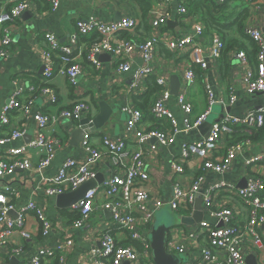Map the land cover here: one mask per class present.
<instances>
[{"label":"crops","instance_id":"0c3cea01","mask_svg":"<svg viewBox=\"0 0 264 264\" xmlns=\"http://www.w3.org/2000/svg\"><path fill=\"white\" fill-rule=\"evenodd\" d=\"M14 1L16 0H0V10L11 9L14 6ZM193 1H199L202 5L200 0ZM211 1L212 5L207 4L204 7L212 8L214 4L224 0ZM148 2L150 12L148 18L143 19L140 8L134 0H59V5L55 10H52L47 2L31 0L32 7L30 10L14 23L5 25L0 31V46L4 36L10 43L7 47L8 57L3 60L0 59V110L13 95L20 92L17 101L21 104L30 101L32 114L40 113L52 118L58 117L60 111L70 109L76 102L83 101L90 108L89 113L83 119L92 122L100 112V104L105 103L112 109V114L101 129L95 130L93 133L89 132L90 145L93 148H101V140L105 137L111 140H124L127 143L128 151L135 150L134 144L129 142L132 137L126 132L129 119L126 109L136 107L133 98L142 95L146 88L145 80L137 90H133L131 88L132 83L130 84L132 73L134 74L136 70L144 66L141 54L135 52L128 57L131 72L123 74L117 71L115 60L110 54L106 57L95 56L94 59L97 64H93L85 56L83 58V47L85 46L81 44L83 47L78 46L79 50H77V45H75L74 63L82 69L76 86H70L66 77L57 73L58 69L55 68L52 79L47 81L43 75L44 65L41 55L48 49L44 34L49 33L61 45L69 46L72 35L76 33L75 23L79 19L95 18L102 23L118 22L122 19L135 20L138 22L135 30L120 34L128 36L124 39L143 42L153 35L149 26L151 12H154L156 16L169 14V20L157 32L160 43L156 46L152 63L154 67L153 76L156 77V80L157 78H164L169 88L171 76L180 79L179 95L183 96L185 102L192 106L191 119L197 118L209 108L205 93L206 84L211 86L215 101L205 120V122H211V125L223 120L226 116L243 118L248 112L264 106V94L249 95L242 85L244 74L249 70L255 71L256 67V48L250 38L246 36L242 39L235 29L226 34L225 40L222 35L218 36L217 32L205 33L203 37L204 46L208 47L212 38L218 36L221 41H224L222 42L225 43V46L230 42V46L233 47L226 53L223 60L209 61L207 70L202 71L200 69L203 74L198 76L195 72L197 68L192 66L188 54L169 52L164 47L163 39L179 37L187 29L191 30V27L196 23L203 25L200 22L202 9H197V16L190 21L180 22L177 19L179 0H170L165 3L162 0H148ZM198 6L200 7V5ZM244 11L248 12V16L243 22L244 30L256 28L264 36L262 32L264 28V0H231L228 8L224 11L227 14V22H223L222 25L231 24ZM215 12L219 13L216 10ZM215 12L214 15H216ZM222 15L226 16L225 14ZM168 21H173L177 25L174 28L170 27ZM203 27L205 28L204 25ZM120 34H117L112 42L123 40L119 37ZM234 40H237L238 44L234 43ZM232 49L234 50L232 51ZM238 53L245 55L247 64H243L236 58ZM55 61L57 60L55 59ZM222 65L224 67L223 72ZM187 70L195 72L196 75L194 84L186 88L184 73ZM45 85L50 86L57 95L55 104L50 103L49 99L41 92ZM231 93L236 98L233 106L228 105ZM169 108L178 122H181L183 115L178 107L177 97L172 96ZM9 118L8 127L0 129V137H5L13 130L23 131L25 135L17 141L6 143L1 149L0 159L10 149L28 144L38 132L37 125L31 116L25 117L22 113L12 112ZM155 124L157 122L151 120V117L144 115L140 128L142 131L150 130V128H154ZM79 127V123L74 124L69 120L60 118L45 131L47 138L57 142L56 155L51 164L43 170H38L37 166L43 152L28 150L24 157L30 161L32 169L29 171L19 170L10 177L0 179V192L6 187H10L17 193L16 196H7L9 205L13 208L8 213L10 218H16L17 214L28 203L34 202L44 212L51 224L49 235L42 237L39 220L33 212H26L24 214V229L28 233L29 239H23L19 230H14L8 237L6 244L0 248V264H23L40 250L66 245L69 241L72 244L67 246L64 252H57L50 258H43L42 264H92V253L99 250L100 237L108 229L118 245L128 243L129 238L125 233L111 228L107 212L103 210L93 212L83 222L82 226L76 229L73 226L75 222H72L70 215L78 213L72 212L70 209H57L54 202L55 198L45 196L44 182L56 175L65 160L69 158L82 160L85 157L81 146L84 136L76 145L72 144V134ZM159 127L162 126L159 124ZM163 127L165 129L168 126L164 123ZM257 130L258 128L238 129L233 136L224 138L217 151L208 156V160L218 162L227 154L230 146L238 142L242 144L241 152L236 156L229 170L224 173L208 171L202 174L204 160L199 158H193L185 163V171L182 175L174 174L171 168L173 161H179L181 146L186 142L205 138V132H209L207 130L202 133L197 128L187 134H179L174 144L166 147L156 145V150L148 153L146 168L149 180L146 188L149 195L154 199H160L165 203L172 198L174 188L187 189L198 176L203 175V180L196 192L195 202L191 208L176 211L178 215L189 218L193 216L195 206L199 204L202 207L201 221L199 224L172 227L168 231L166 245L168 253L178 255L176 248L182 246L184 253L181 255L187 259V262L199 258L201 250L209 244L208 234L204 232L205 234L201 237L194 238L191 236L192 233L202 222L213 224L212 211L229 209L233 213L234 225L244 232L242 251L245 263L264 264V224L255 228V234L260 240L259 244H255L254 237L247 231L249 209L235 194L236 190L240 189V185L244 184V188H246L248 180L251 178L260 180L264 185V162L251 165L246 163L255 155L264 153V133H257ZM240 138H244L243 141ZM96 173L102 175L104 180L112 175L111 166L106 158L97 164ZM221 184L225 188L212 194V208L207 210L203 206L204 195L210 188ZM262 198L264 199V190L262 191ZM219 255L221 256V254Z\"/></svg>","mask_w":264,"mask_h":264},{"label":"built area","instance_id":"2783aa9c","mask_svg":"<svg viewBox=\"0 0 264 264\" xmlns=\"http://www.w3.org/2000/svg\"><path fill=\"white\" fill-rule=\"evenodd\" d=\"M41 1L47 2L52 10H55L59 5V0ZM168 1L170 0H162L163 3ZM31 7V0H21L7 11L0 10V31L5 25L20 19ZM177 14L178 17L184 16L186 8L180 4ZM149 17L153 35L143 42H134L126 39L112 42V39L120 32H131L137 28L138 22L132 19H122L118 22L110 23H102L95 18H90L89 20L79 19L75 23L76 33L72 35L69 46L61 45L49 33L44 34V40L48 45V49L41 55L44 65V78L47 81L52 79L56 59L61 63L57 73L65 76L70 86H76L82 74V69L74 63L76 54L74 46L77 45V39L80 36L86 37L91 34H98L100 40L87 49L86 59L93 64H97L94 57L108 53L114 58L117 71L128 74L131 72L128 57L135 52H139L143 58L144 66L136 70L134 74L132 73L133 82L131 85L133 90H137L148 76L154 74L152 63L156 53V46L160 43L157 32L169 20V14L156 16L154 12H151ZM190 20V18H181V22ZM203 31V25L196 23L191 27V30L187 29L179 37L163 39L164 47L169 52L188 54L189 61L192 64H196L203 71H206L209 61L215 62L220 58L224 46L218 36L212 38L208 47L204 46ZM245 32L255 44L257 54L255 71L249 70L244 74L242 85L249 95L264 94V36L256 28H246ZM9 44V40L4 36L0 46L1 60L8 57L7 47ZM236 58L243 64H247L244 54L238 53ZM194 82L195 74L193 71L187 70L184 73L185 87L191 86ZM156 83L159 86V91L149 111L155 119L162 120L168 127L163 130L142 131L140 128L143 118L142 113L134 108L126 109L129 116L126 132L132 137L129 142L134 144L135 150L128 151L127 143L124 140H111L105 137L101 140V148H93L89 142V132H86L81 143L85 157L82 160L74 158L65 160L56 175L44 182L45 196L55 198L61 194L75 191L82 184L94 180L97 176V164L103 158L108 160L112 175L105 179L102 184L88 191L84 198L70 209L80 215V219L73 226L79 229L93 212L103 210L109 213L111 228L125 233L129 239L138 243L141 248L138 250L133 246H119L108 229L100 237L99 250L92 253V264H123L124 262H129L130 264H154L147 235L154 224L156 212L165 203L160 199L152 198L147 192L146 186L149 180L146 168L147 155L149 152L156 150V145L159 147L172 145L179 134H187L191 130L199 128L207 119L210 108L215 104L212 88L206 84L205 93L209 108L197 118L191 119L192 106L185 102L183 96L179 95L177 103L183 118L181 122H178L169 108L172 96L168 83L164 78H157ZM41 92L49 99L50 103L55 104L57 102V95L50 86L45 85ZM19 95L20 92L13 95L1 108L0 129L8 127L10 123L9 117L12 112H19L25 117L31 116L33 118L38 132L36 137L28 144L10 149L0 159V179L10 177L19 170L29 171L32 169L30 161L24 157L28 150L43 152L37 166L38 170L48 167L55 158L57 142L47 138L45 131L60 118L69 120L74 124L80 123L90 111L89 106L85 102L78 101L70 109L60 111L58 117L52 118L40 113L32 114L31 102L28 101L25 104H21L17 101ZM235 102L236 98L231 93L228 105L233 106ZM263 125L264 106L248 112L243 118L226 116L223 120L213 123L205 138L186 142L181 146L179 161L171 163L174 174L182 175L185 171V163L193 158L204 160L202 174L208 171L215 173L227 172L243 148L241 143L238 142L230 146L227 154L218 162L208 160V156L217 151L220 142L224 138L233 136L238 129L248 130L260 128ZM24 135L25 132L23 131L13 130L5 137H0V154L2 153V147L6 143L17 141ZM261 162H264V153L255 155L246 163L251 165ZM202 180L203 175L198 176L187 189L178 187L173 189V196L168 205L174 212L191 208ZM222 188H225L223 184L214 186L204 195L203 206L207 210L212 208V194ZM263 190V183L260 180L251 178L248 180L246 188L237 189L235 192L236 196L249 209L247 231L254 237L255 244L260 243L255 234V228L264 224ZM8 195L16 196L17 193L10 187H6L0 192V248L6 244L8 237L14 230H19L23 239H29V235L24 229V214L26 212L35 214L41 224L42 237L48 236L51 224L44 212L34 202L28 203L17 214L16 218L8 216V213L13 210L9 205ZM211 216L213 224L202 222L191 235L194 238H198L207 232L208 246L201 250L199 258L184 264H246L242 251L244 232L234 225L232 211L229 209H217L211 212ZM71 244L72 242L69 241L66 245H59L56 248H44L23 264H42L43 258H50L57 252L62 253ZM176 251L178 255H181L184 253V247L179 246Z\"/></svg>","mask_w":264,"mask_h":264},{"label":"water","instance_id":"95a60500","mask_svg":"<svg viewBox=\"0 0 264 264\" xmlns=\"http://www.w3.org/2000/svg\"><path fill=\"white\" fill-rule=\"evenodd\" d=\"M168 25L170 27L176 26L177 24L173 21H168ZM264 34V28L262 29ZM110 56L109 54H103L100 57ZM133 80L130 81V84ZM181 82L180 79L176 76L170 77V93L173 97L179 96ZM112 114V109L108 107L105 103L100 104V112L94 118L92 122H88L87 119H83L80 121V127L72 134V144L76 145L82 137L86 134V132H94L95 130H99L103 127V125L107 122ZM211 127V122L206 121L203 125H201L198 130L202 133L205 130L209 131ZM205 136H207V132H205ZM104 181V177L100 174L96 176L94 180L88 181L82 184L77 190L67 192L55 197V207L59 210H68L71 209L75 204L81 201L86 193L95 188L96 185L102 184ZM244 184L240 185V189H244ZM170 199L165 201V204L158 210L160 211L163 208H167L171 213L174 214L175 223L172 224L170 218H161L157 223L154 222L150 232L147 235V241L150 246L152 261L154 264H184L187 262V259L183 255H175L167 252L166 245L168 242V231L170 227L175 226H187L190 224H199L202 218V207L197 204L195 206V212L192 217H182L174 212L171 207L168 205ZM157 211V212H158ZM109 214V213H108ZM167 215V213L163 214ZM173 225V226H172ZM12 262V261H11ZM123 264H130L129 262H124Z\"/></svg>","mask_w":264,"mask_h":264},{"label":"trees","instance_id":"16d2710c","mask_svg":"<svg viewBox=\"0 0 264 264\" xmlns=\"http://www.w3.org/2000/svg\"><path fill=\"white\" fill-rule=\"evenodd\" d=\"M19 1H21V0L14 1V4H17ZM134 1L138 4V6L140 8V11L142 13V18L143 19L148 18V14L150 12V4H149L148 0H134ZM200 1L202 2V5H201V3L199 1L195 2L193 0H179V5L181 4V5H183L186 8V14L184 16L177 17V19H179L180 22H181V18L193 19V18H195V16H197L196 15L197 9L201 8L202 9V15H201L200 22L205 26L203 34H202V37H204L205 33L207 34V33H210V32H217L216 34H218V36L222 35L223 39L225 40L226 34L229 33L231 30L234 31V29H235V31L239 34V36L242 39H244L243 37L247 36L246 32H245L246 29L244 30V27H243V22H244L245 18H247V16H248L247 13L248 12L244 11L241 14H239L237 16V18L234 21H232V23L229 24V25H227V24L222 25L223 22H227L226 21L227 14L224 11L228 8L229 2L231 0H224L223 2H220V3L216 4V5L214 4L212 6V8H210L208 6L204 7V5H207V4H211L212 5L213 3H212L211 0H200ZM198 5H200V7ZM215 10L218 11L219 13L217 14L215 12ZM214 12L216 13V15H214ZM222 14H225L226 16H224ZM215 16H217V17H215ZM149 26H150V23H149ZM150 28H151V26H150ZM120 33H125V32H120ZM119 37L121 39H124V38H126L128 36L126 34L125 35L124 34L123 35L120 34ZM99 40H100V36L98 34H91V35L86 36V37L80 36L79 39H78L77 50H79L78 46L79 47H83L82 45L85 46V47H83L84 52L82 54L83 58H84V56L86 57L87 49L91 45H93L96 42H98ZM126 40H130V39H126ZM230 41H232V40H230ZM234 43L238 44L237 40H234ZM223 46H224V48L222 50L221 56H220V58L217 61L223 60V58L225 57L226 53L233 47V46L232 47L230 46V42H228L226 44V46H225V43H223ZM255 48H256V46H255ZM233 50L234 49H232V51ZM256 54H257V48H256L255 58H256ZM255 62H256V60H255ZM59 66H60V63L58 61H55L54 68L58 69ZM192 66L197 68L195 72H196V74L198 76H201L203 74L200 71V69H201L200 66H198L196 64H192ZM223 68L224 67L222 65V72L224 70ZM145 81H146V88H145L144 93L142 95L138 96V97H134L133 98L134 104L136 106L134 109L140 111L142 113L143 117H144V115L145 116H149V117H151V120L157 122V124H155L154 128H150V130H163L164 129V127H163L164 122L162 120L155 119L151 115V113L149 111L150 107L153 104V102H154V100L156 98V95H157V93L159 91V86L156 83V77L153 76V75L152 76H148L145 79ZM159 124L162 127H159ZM146 131H148V130H146ZM256 132L257 133L259 132L260 134L264 133V125L262 127L258 128V130ZM257 133L254 132V134H257ZM240 139H238V140H240ZM243 139L244 138H242L241 141H243ZM70 216H71L70 218H71L72 222H76L77 220L80 219V215L75 214V213H74V215H70ZM127 242H128L127 244L123 243L122 245L119 244V246H121V247H132L133 246L135 249H138V250L141 248L138 243L132 241L131 239H129V241H127Z\"/></svg>","mask_w":264,"mask_h":264},{"label":"rangeland","instance_id":"374dc122","mask_svg":"<svg viewBox=\"0 0 264 264\" xmlns=\"http://www.w3.org/2000/svg\"><path fill=\"white\" fill-rule=\"evenodd\" d=\"M210 120V119H209ZM167 213V215H163ZM175 213H171L169 210H167V208H163L160 211L156 212L155 214V218H154V222L156 221V223L161 219V218H170L172 221V224L175 223V217H174ZM173 226V225H172ZM174 227V226H173ZM172 227H170L171 229Z\"/></svg>","mask_w":264,"mask_h":264}]
</instances>
